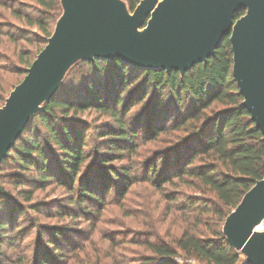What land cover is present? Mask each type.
<instances>
[{"label": "trees", "instance_id": "trees-1", "mask_svg": "<svg viewBox=\"0 0 264 264\" xmlns=\"http://www.w3.org/2000/svg\"><path fill=\"white\" fill-rule=\"evenodd\" d=\"M31 1L36 6L34 13L25 12L24 16L30 25L37 27L46 45L61 15L60 0ZM124 1L132 12L141 0ZM35 12L39 16L32 19ZM244 12L243 8L238 9L234 19ZM30 64L23 68L24 74ZM78 64L82 68L74 79L77 83L60 86L41 104L0 163V173L7 169L9 182L17 191L14 198L0 186V244L11 249L15 245L25 209L18 198L25 204L31 198L26 187L37 190L53 183L70 185V189L78 190V205H84V201L99 204L101 199L93 179L81 174L92 169L94 176L98 173L108 178L112 172L119 177L111 164L123 161L128 155L131 158L136 148L147 140V143H161L154 161L146 167L147 179L166 185L174 184V180L195 182L212 195V200L200 202L195 209L213 219L205 223L210 225L209 236L185 230L173 246L149 245L150 255L138 264H179L175 260L178 250L185 259L198 264H249L241 260L221 226L245 192L264 178V135L244 107L233 77L229 35L223 37L213 56L183 74L176 70L137 67L121 59L94 58L79 60ZM141 104L148 114L146 124L142 119L125 120L130 107ZM87 110H94L112 122L98 133L105 151L94 149L93 153L87 149L85 130L74 121V115ZM39 127H42L40 132ZM161 136L168 140L163 142ZM131 169L119 171L124 175L123 179L119 177L120 198L125 193V180ZM135 176L133 173L130 179ZM86 179L90 180L89 184ZM182 206L193 208L188 202ZM2 255L0 251V258ZM13 264L25 263L19 257ZM39 264H45L44 260L40 259Z\"/></svg>", "mask_w": 264, "mask_h": 264}, {"label": "water", "instance_id": "water-1", "mask_svg": "<svg viewBox=\"0 0 264 264\" xmlns=\"http://www.w3.org/2000/svg\"><path fill=\"white\" fill-rule=\"evenodd\" d=\"M46 45L0 108V163L76 60L121 59L183 74L215 54L229 35L232 74L243 105L264 135V0H141L127 13L118 0H60ZM244 14L234 19L238 9ZM264 178L226 217L222 232L244 263L264 264Z\"/></svg>", "mask_w": 264, "mask_h": 264}, {"label": "rangeland", "instance_id": "rangeland-1", "mask_svg": "<svg viewBox=\"0 0 264 264\" xmlns=\"http://www.w3.org/2000/svg\"><path fill=\"white\" fill-rule=\"evenodd\" d=\"M118 1L128 14L131 13L124 0ZM35 8L31 0H0V108L9 93L24 78L26 73L22 70L26 68L25 65L31 63L45 46L37 27L30 25L24 16L25 12L34 13ZM62 11L61 6V14ZM37 16L35 12L31 18ZM78 63L79 60H76L68 66L59 87H71L77 83L74 79L82 68ZM146 115L143 104L132 105L125 120L133 122L142 119V123L146 124ZM74 117V121L85 130L86 148L93 153L94 149L105 151L98 133L112 125L109 118L94 110L79 112ZM38 130L40 132L42 127ZM160 138H163V142L168 140L166 136ZM140 139L138 143H141ZM160 147L161 143L143 141L131 158L126 155L123 161L111 164L118 170L121 179L124 175L119 171L132 167L128 179H124L127 185L122 198L117 192L120 182L118 176L112 172L108 178H102L98 173L94 176L92 169L84 171L81 177L88 174L93 179L101 199L99 204L87 200L84 205H78V190L70 189V185L53 183L37 190L26 187L31 193L28 204L35 209L28 208L29 205L22 203L21 197L18 198L19 203L25 206L19 220L20 231L16 234L12 249L0 244L3 253L0 264H13L19 257L23 258L25 264H39L40 259L45 264H138L150 255L149 245L173 246L175 239L185 230L196 232L199 236H209L210 225L205 223H211L213 218L195 209L200 202L212 200V195L206 189L190 180L185 183L174 180V184L166 185L147 179L146 167L154 161V156H157L155 151ZM158 169L159 163L156 164ZM6 170L0 173V186L17 198V191L12 188ZM133 173L136 176L130 179ZM86 182L89 184L90 180L86 179ZM108 186H111L110 189ZM73 199L76 200L71 203ZM185 202L193 208H184L182 204ZM257 227L259 231H264V221ZM178 253L175 260L179 264H198L185 259L179 250ZM239 254L244 261L246 255Z\"/></svg>", "mask_w": 264, "mask_h": 264}, {"label": "bare ground", "instance_id": "bare-ground-1", "mask_svg": "<svg viewBox=\"0 0 264 264\" xmlns=\"http://www.w3.org/2000/svg\"><path fill=\"white\" fill-rule=\"evenodd\" d=\"M258 228H259V227H257V229L255 228V230L259 231Z\"/></svg>", "mask_w": 264, "mask_h": 264}]
</instances>
